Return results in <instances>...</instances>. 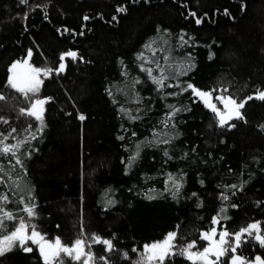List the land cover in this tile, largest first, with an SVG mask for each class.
<instances>
[{
  "label": "trees",
  "instance_id": "1",
  "mask_svg": "<svg viewBox=\"0 0 264 264\" xmlns=\"http://www.w3.org/2000/svg\"><path fill=\"white\" fill-rule=\"evenodd\" d=\"M119 5L127 7L126 14L117 13ZM148 44L150 49L145 48ZM29 49L30 64L42 69L58 68L60 55L67 51L78 54L76 60L66 57L64 72L44 77L38 96L32 98H50L46 126L36 139L30 133L38 122L19 112L31 99L6 87L8 69L26 59ZM140 53L159 60L170 75L166 85L180 87L158 91L141 67H151L154 76L160 70L138 59ZM189 59L195 67L172 79L171 72L179 71L181 63L187 67ZM189 82L201 90L216 89L214 96L232 95L238 102L264 87V0H29V5L0 0V94L9 97L0 101V117L9 121L0 122V132L17 129L15 139L6 143L29 137L21 149L28 153L23 157L27 175L19 166L12 175L33 189L38 215L32 223L38 230L48 239L59 236L71 244L83 222L88 234L115 236L116 251L105 253L102 245H94V252L108 256L111 264H132L137 256L132 247L142 249L173 230L178 245L195 240L202 248L200 232L212 226L211 218L222 206L231 217L222 221L230 231L251 222H261L264 228V101L245 105L241 111L246 122L232 120L235 128L219 127L214 114L190 91L166 95L179 93ZM170 104L182 110L164 127L161 121L167 120ZM122 107L140 119H129ZM80 114L86 116L84 121L78 119ZM29 124L32 129L25 131ZM164 133L174 137L170 144L148 145L166 139ZM141 142L140 157L129 170L128 157ZM164 149L172 159L164 156ZM0 164L11 166L2 156ZM169 173L181 177L178 198L165 190ZM233 183L243 184V190H230L236 195L229 192V201H222L221 192ZM0 193L9 196L6 210L27 219L18 189L0 184ZM232 203L238 207L231 208ZM7 223L11 231L14 222ZM29 246L31 253L14 247L0 257V264H43L38 248ZM125 251L131 259L123 258ZM238 251L249 260L264 257V248L254 240ZM166 264L190 262L176 256Z\"/></svg>",
  "mask_w": 264,
  "mask_h": 264
},
{
  "label": "snow or ice",
  "instance_id": "2",
  "mask_svg": "<svg viewBox=\"0 0 264 264\" xmlns=\"http://www.w3.org/2000/svg\"><path fill=\"white\" fill-rule=\"evenodd\" d=\"M137 0H133V3ZM148 2V0H145ZM20 5H29V0H19ZM37 8H40L41 5H36ZM43 8H47V5H44ZM34 10V9H33ZM117 13L127 12V7L125 5H119L116 8ZM44 15L47 16V12H44ZM195 16V13H192ZM225 15H229L227 10H225ZM23 19L26 21L28 19V12L25 11ZM87 15L84 16V20H88ZM113 20H116L117 17L113 16ZM196 23L200 24L201 20L196 19ZM180 39L184 43L188 41L184 40V36L181 35ZM167 43V41H165ZM146 49L151 48V44L145 45ZM153 56L156 55V52L153 51ZM33 56V51L29 49L27 51V58L24 60H17L8 69L10 75L7 78L6 87L13 89L15 92L20 93L25 100H30L31 103L27 108H20V115H26L33 118L38 122V126L34 131H31L30 138L36 139V133L42 132L46 126L44 123V113L45 105L49 102L50 98L41 99L37 97L40 91V88L43 84L42 76L48 77L53 74L55 71L56 75L64 72L67 65L64 63L66 57L71 58L72 60L77 59V52L67 51L60 55V63L58 68L55 70L52 68H39L33 66L29 63ZM140 60L145 61L146 63H155L156 67L160 70L159 76L153 75V69L151 67L144 68L141 67V71H145L147 75L151 78L153 84L157 85V90L161 91L165 87H180L179 84L173 85L171 83L166 85V81L169 80L170 75L165 72L164 68L161 67L159 60L151 61L147 60L143 53H140L137 57ZM212 58V55L209 57ZM165 60H168L169 57L165 56ZM169 69H172L171 64L168 65ZM179 71L171 72V78L176 79L177 77L187 75L188 71L192 70L195 65L188 60L187 67H184L183 63L179 64ZM139 81H136L138 83ZM190 91L191 94L204 104L215 116L218 122L219 127H225L226 125L230 128H235V124H230L232 120L245 121V115L241 111L245 108V105L251 100H260L264 101V87L257 88L254 95H249L246 98L240 100L232 95H217L215 100L219 101L223 105V110L217 107V104L213 102V92L217 91L212 89L209 91L201 90L192 83H186L179 93H166L168 96L182 95L184 92ZM227 92L228 89H223ZM9 99L4 94H0V101H6ZM137 103H140L139 98H137ZM195 102V101H193ZM168 108L171 110L167 114V120L161 121L164 127L169 126V122L173 120L177 113L181 112V108L176 105H168ZM191 110V109H186ZM122 113H125L129 119L137 120L140 117L133 116L131 112L127 111L123 107L120 109ZM80 121H84L86 116L80 114L78 116ZM0 122L9 123L4 117H0ZM32 125L29 124L25 131L31 130ZM172 128L176 127L175 123L171 124ZM264 127V126H262ZM17 132L15 127L5 134L0 132V156L8 158V162L11 165L10 167H5L4 164H0V184H6L7 187L19 190L21 196L19 204L23 205L22 211L26 214L27 219L24 216H17L11 210H6V206L10 203L9 196L5 193H0V257L4 256L7 252L13 250L14 247L19 246L24 252L31 253L33 248L27 246L28 242L31 241L32 244L37 245L39 250V255L42 257L43 264H67V261H72L73 264H111L108 256L100 255L97 252L93 251L94 245H102L103 252L112 253L116 251V244L114 243L115 236L112 238H104L99 234L91 233L88 234L86 229L81 222L80 234L74 239L71 244H66L62 239L57 236L54 239H48L45 234L38 230V226L32 223L38 213L36 212L37 204L35 203V197L31 195L33 189L27 184L21 186L20 181L13 177L12 173L16 172L17 166L20 169H24V175H27L24 164V155L28 154L27 149L24 152H21L23 145L29 143V137H25L22 140H17L16 143H6L10 137L15 139L13 136ZM135 135V132L132 134ZM166 139H154L148 141V145H160V144H170L174 137H169L168 133L163 134ZM175 135H178L176 133ZM153 136H159V133L154 132ZM123 139V137H120ZM144 146V142L138 143L135 146L134 154L130 155L127 160V169H131L132 166L137 162L140 157V153ZM164 156L172 159L169 155L167 149L163 150ZM188 154L185 153L184 156ZM183 158V157H182ZM14 161V163H12ZM125 161H122L124 163ZM125 174H128L127 171ZM19 176V173H17ZM181 177H177L172 173L168 174L167 183L165 184V190L172 194L173 198H178L181 192L183 184L178 182ZM10 182V183H8ZM170 185V186H169ZM230 190H243V184L237 185L235 183L230 184L225 187L221 192L220 198L222 201H229L230 195L235 196L236 191ZM111 191V190H109ZM149 192H155V189H149ZM230 192V195H229ZM193 196L196 193H192ZM25 197L27 199H25ZM148 199H156L155 195H149ZM109 204L113 201H108ZM231 208L238 207L236 204L232 203L229 205ZM228 208L221 207L217 215L211 218V227L207 230L201 231L199 239L206 242V245L202 248L197 247V241H190L185 245L178 246L177 236L178 232L176 230L166 233L163 239L159 241H154L150 244H144L142 249L132 247L131 252L137 254V258L132 260V264H166L171 262L172 259L176 256H181L185 260L189 261L190 264H225L223 260L224 257H228L226 264H264V257L261 255H255L251 260L243 255L242 252L238 250L242 248L243 244H247L250 240H254L261 248H264V228H262L261 222H251L238 230L230 231L226 224H223L222 221L230 220L231 217L227 215ZM14 222L12 230L9 231L7 222ZM180 226L177 225L178 229ZM219 228V231H218ZM245 237L250 238L245 239ZM195 249V250H194ZM124 259H131L128 252L122 253Z\"/></svg>",
  "mask_w": 264,
  "mask_h": 264
},
{
  "label": "rangeland",
  "instance_id": "3",
  "mask_svg": "<svg viewBox=\"0 0 264 264\" xmlns=\"http://www.w3.org/2000/svg\"><path fill=\"white\" fill-rule=\"evenodd\" d=\"M30 63V62H29ZM43 78H44V76H42L41 77V79L43 80ZM213 101H214V103H216L217 104V107H219V108H222L223 107V105L219 102V101H217V100H215V96L213 95ZM218 104H220V106H218ZM223 110V109H222ZM30 244H32L31 243V241H29L28 242V244H27V246H29ZM32 245H34V244H32ZM205 245H206V242H205ZM36 247H37V245H35ZM178 246H181V245H178ZM197 247H198V243H197ZM38 248V247H37ZM195 250V249H194ZM136 258H137V256H136ZM135 258V259H136Z\"/></svg>",
  "mask_w": 264,
  "mask_h": 264
},
{
  "label": "flooded vegetation",
  "instance_id": "4",
  "mask_svg": "<svg viewBox=\"0 0 264 264\" xmlns=\"http://www.w3.org/2000/svg\"><path fill=\"white\" fill-rule=\"evenodd\" d=\"M218 231H219V228H218Z\"/></svg>",
  "mask_w": 264,
  "mask_h": 264
},
{
  "label": "water",
  "instance_id": "5",
  "mask_svg": "<svg viewBox=\"0 0 264 264\" xmlns=\"http://www.w3.org/2000/svg\"><path fill=\"white\" fill-rule=\"evenodd\" d=\"M214 102V101H213ZM209 110V109H208ZM39 251V250H38Z\"/></svg>",
  "mask_w": 264,
  "mask_h": 264
}]
</instances>
